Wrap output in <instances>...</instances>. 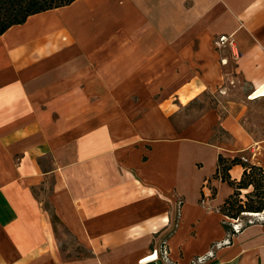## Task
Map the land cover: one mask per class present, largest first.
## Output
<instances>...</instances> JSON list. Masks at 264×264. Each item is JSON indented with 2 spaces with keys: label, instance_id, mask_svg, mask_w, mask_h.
<instances>
[{
  "label": "crops",
  "instance_id": "crops-1",
  "mask_svg": "<svg viewBox=\"0 0 264 264\" xmlns=\"http://www.w3.org/2000/svg\"><path fill=\"white\" fill-rule=\"evenodd\" d=\"M222 57L264 97V0H74L1 33L0 264H170L163 241L175 264H264V223L230 235L212 178L219 153L264 170V138L214 108L173 123ZM49 210L85 254L63 255Z\"/></svg>",
  "mask_w": 264,
  "mask_h": 264
},
{
  "label": "rangeland",
  "instance_id": "rangeland-1",
  "mask_svg": "<svg viewBox=\"0 0 264 264\" xmlns=\"http://www.w3.org/2000/svg\"><path fill=\"white\" fill-rule=\"evenodd\" d=\"M223 70L227 75V79L222 84V86L215 91H204L198 99L191 101L189 104L181 108V110L173 116V123L175 125V128H182L191 121L195 120L202 112H204L208 108H214L217 109L218 113L221 116L227 113L238 114L239 120L243 127L247 130V132H249V134L255 140L263 139L264 97L258 99H249V96L252 93V88L243 78L234 73L233 62L228 61V63L223 66ZM213 136L215 138L214 142L220 140H231L230 135L225 130H223L220 125H215L213 127ZM242 154L245 155V157L249 156V153L246 152ZM242 193H245V190L242 191ZM41 200L44 206L51 208L45 195L41 197ZM263 217L264 213L256 216L244 215L241 216L239 220L228 219L227 223L230 226V230L228 231V233L232 235L241 232L245 228L243 226L246 222L250 223L249 225L255 223H264ZM209 221L212 222L214 226H216V219L214 217H211ZM55 232L57 233L59 238H61L60 248L64 256L74 254L82 255L86 253V251L75 242L73 237L69 235L64 227L59 223L55 224ZM163 246H165V249L168 252L167 245L165 241H163V243L159 247V258H162L164 254ZM215 246L219 247L222 246V244L217 245V243H215ZM204 258L205 259L203 262L207 261L209 257L206 256ZM167 262L169 263L170 261L168 260Z\"/></svg>",
  "mask_w": 264,
  "mask_h": 264
},
{
  "label": "trees",
  "instance_id": "trees-1",
  "mask_svg": "<svg viewBox=\"0 0 264 264\" xmlns=\"http://www.w3.org/2000/svg\"><path fill=\"white\" fill-rule=\"evenodd\" d=\"M74 0H0V34L13 24L22 23L34 13L47 9L67 5ZM214 136L211 141L214 142ZM240 164L243 168L238 180L232 179L229 169ZM212 178L220 179L233 188L223 203L218 207L225 217L223 227L229 231L227 220H239L241 216L261 213L264 211V170L261 166L251 163L245 155L224 156L219 153L217 166ZM211 194L215 196V188L210 187ZM245 190V193L242 191ZM50 219L55 226L61 224L57 215L49 210ZM227 219V220H226ZM250 223L246 222L243 227Z\"/></svg>",
  "mask_w": 264,
  "mask_h": 264
},
{
  "label": "built area",
  "instance_id": "built-area-1",
  "mask_svg": "<svg viewBox=\"0 0 264 264\" xmlns=\"http://www.w3.org/2000/svg\"><path fill=\"white\" fill-rule=\"evenodd\" d=\"M215 44H216V46L217 47H221V48H226V49H228V50H230V51H232V54L234 55V56H236V54H237V52L236 51H234V49H235V40H234V38H233V36L231 35V34H222V35H220V36H218L216 39H215ZM227 62H228V59H227V57H222L221 58V63L224 65V64H227ZM264 212V211H263ZM262 213V212H261ZM260 213V214H261ZM252 215H254V214H252ZM259 215V214H258ZM218 245V244H217ZM163 249H164V254H163V256H162V259L165 261V262H167L169 259H168V252L166 251V249H165V246H163ZM204 257H206V256H204ZM204 257H201V256H199V257H197L196 259H195V261H193V262H203L204 261ZM155 259H156V257L155 258H153L152 260H154L155 261ZM170 264H171V262H169Z\"/></svg>",
  "mask_w": 264,
  "mask_h": 264
},
{
  "label": "bare ground",
  "instance_id": "bare-ground-1",
  "mask_svg": "<svg viewBox=\"0 0 264 264\" xmlns=\"http://www.w3.org/2000/svg\"><path fill=\"white\" fill-rule=\"evenodd\" d=\"M254 215H258L259 213H253Z\"/></svg>",
  "mask_w": 264,
  "mask_h": 264
}]
</instances>
